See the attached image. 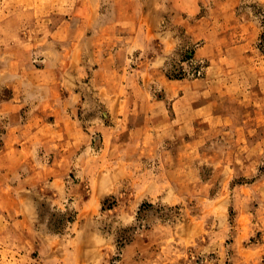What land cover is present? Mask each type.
Segmentation results:
<instances>
[{
	"label": "rangeland",
	"instance_id": "rangeland-1",
	"mask_svg": "<svg viewBox=\"0 0 264 264\" xmlns=\"http://www.w3.org/2000/svg\"><path fill=\"white\" fill-rule=\"evenodd\" d=\"M152 2L159 31L172 36L112 40L116 20L153 11ZM75 46L84 51L76 112L92 127L93 155L135 164L109 189L96 186V197L82 181L76 206L41 194L34 243L33 234L0 226V264H82L87 256V264H264V0H200L185 10L165 0H0V149L9 114L23 121L26 110L23 90L13 88L23 83V58L38 68L50 59L67 65ZM121 48L128 58L120 72L96 73L101 55ZM98 80L110 95L117 81L136 84L122 90L138 101L121 106L129 115L117 150L99 142L112 107ZM191 81L189 90L179 86ZM14 92L21 109H4ZM149 98L166 103L177 123L197 119L164 135V116L142 105ZM139 139L146 152L131 149ZM77 220L85 224L75 230ZM46 235L60 247L46 245Z\"/></svg>",
	"mask_w": 264,
	"mask_h": 264
},
{
	"label": "crops",
	"instance_id": "crops-1",
	"mask_svg": "<svg viewBox=\"0 0 264 264\" xmlns=\"http://www.w3.org/2000/svg\"><path fill=\"white\" fill-rule=\"evenodd\" d=\"M165 1L175 5L177 10H185L196 8L200 0ZM158 2L151 3L153 11L145 12L141 7V11L131 15L124 23L119 19L116 20L113 23V32L110 33L115 38L111 39L114 41L122 39L134 45L136 42H148L172 36L173 34L163 30L159 31L160 20L154 16L155 9L159 7ZM75 47H79L80 50L74 49L67 65L50 59L43 67L38 68L32 64L31 57L23 58V83L13 87L15 90L20 87L19 92L23 90V110H26L23 112V121L19 113L9 114L8 119L11 123L3 136L4 142L0 149V157L5 158L4 165L0 169V226L3 227L4 233L14 227L20 234H33V243L37 235L35 225L40 219L37 199L41 194L50 196L52 202L63 209L66 206H76L79 196L78 188L81 187L82 181L89 180L96 197L98 194L96 186H101L103 190L109 189L117 183L119 174H122L120 178L124 176L120 169L135 164L133 161L108 163L100 160L102 155L100 157L93 155V142L95 143L96 138L93 137L92 127L89 124L86 125L76 112V103L83 98L78 89L81 86L78 85L77 77L81 73L80 64L83 61L84 51L81 46ZM126 52L125 48L116 49L110 54L104 52L105 55H101L103 58L96 73H106L108 69L111 71L114 65L116 72H120L119 68L128 58ZM101 53L103 51H100ZM40 76L42 80L39 79ZM97 82H99L97 88L106 90L103 95L106 99L103 100L104 103L112 107L110 122L103 123L99 127L101 131L99 142L101 141V146L105 149L112 147L111 150H117L116 147L122 143L120 137L126 130L124 123L129 115L124 111L125 107L121 106H132L138 101L137 98L124 95L122 90L128 93L127 90L134 88L136 84L129 86L121 80L117 81L115 90L110 91V95L107 93L109 88L107 82L103 80ZM195 84L196 82L193 81L180 82L179 86L189 90ZM31 93H34V97L29 95ZM14 94L16 96L11 102L4 104V109L10 108L13 111L21 109V99L15 100L19 93L17 95L14 92ZM186 101L188 98L180 97L179 103L183 105ZM176 104L177 101L171 103L173 107ZM142 105L152 107L150 109L153 111L152 116L158 118L164 116L158 121L160 122L158 129L170 131V133L165 132L164 135H171L172 129H185L189 122L197 119L188 118L185 114L182 122L177 123L175 121L178 118L176 119L174 115L168 116L166 113V103L156 99H145ZM188 109H192L191 106H188L186 110ZM180 114L181 112L176 116ZM161 122H164L163 126L160 125ZM143 129L146 130V128ZM129 130L132 133L133 130ZM185 133L181 132L179 135H185ZM128 142L132 144V150L146 152L147 148L144 143L141 144L140 139L136 142L134 140ZM134 146L137 149H134ZM132 154L134 155V152ZM117 166L119 173L115 171ZM79 216L85 217L82 214ZM84 224L85 222L77 220L73 229L81 228ZM44 243L51 249H58L61 245L59 238L51 235L47 236ZM90 258V256L83 257L79 263H91Z\"/></svg>",
	"mask_w": 264,
	"mask_h": 264
}]
</instances>
